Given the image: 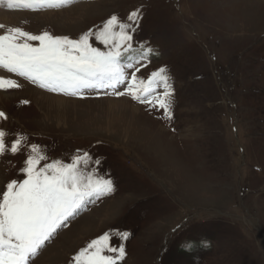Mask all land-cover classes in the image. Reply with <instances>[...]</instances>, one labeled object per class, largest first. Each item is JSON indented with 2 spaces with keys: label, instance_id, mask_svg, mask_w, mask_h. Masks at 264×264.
I'll return each mask as SVG.
<instances>
[{
  "label": "rangeland",
  "instance_id": "1",
  "mask_svg": "<svg viewBox=\"0 0 264 264\" xmlns=\"http://www.w3.org/2000/svg\"><path fill=\"white\" fill-rule=\"evenodd\" d=\"M137 9L133 46L158 53L137 75L167 69L171 120L129 96H65L0 69L21 85L0 90L8 116L0 127L9 141L27 137L20 152L0 157V193L26 178L32 143L47 162L71 163L77 150L87 151L100 161L89 167L116 188L59 230L32 264H73L81 248L113 229L130 233L121 264H264V0H80L39 11L0 5L24 15L0 23L76 39ZM33 92L77 102L52 107Z\"/></svg>",
  "mask_w": 264,
  "mask_h": 264
},
{
  "label": "snow or ice",
  "instance_id": "2",
  "mask_svg": "<svg viewBox=\"0 0 264 264\" xmlns=\"http://www.w3.org/2000/svg\"><path fill=\"white\" fill-rule=\"evenodd\" d=\"M79 2L0 0V5L39 11L59 10ZM140 19L139 9L132 11L126 20L112 14L95 31L89 29L76 39L50 31L33 34L0 23V69L65 96L85 98L89 92L129 96L140 104L162 109L164 118L171 120L174 90L167 69L161 67L147 79L137 75L149 56L158 55L146 44L133 46V34ZM93 40L104 45L103 50L94 46ZM20 87L16 79L0 75V90ZM7 119L0 111V120ZM7 137V130L0 127V157L8 152L16 154L27 144L22 133L11 141ZM28 147L21 169L26 178L11 180L0 193V264H32L58 231L67 227L89 203L116 191L110 177L89 167L100 161L87 151L77 150L71 163L47 162L40 145L32 143ZM129 235L117 229L105 232L81 248L73 257V264H121L127 256L124 241ZM113 237L121 243L112 244Z\"/></svg>",
  "mask_w": 264,
  "mask_h": 264
},
{
  "label": "bare ground",
  "instance_id": "3",
  "mask_svg": "<svg viewBox=\"0 0 264 264\" xmlns=\"http://www.w3.org/2000/svg\"><path fill=\"white\" fill-rule=\"evenodd\" d=\"M49 13H51V12H49ZM20 15L24 16L22 13H15V12L14 13H9V12H6V11H0V22H4V23L12 22L13 20H17L20 17ZM48 15H50V14H48ZM0 73H2L1 75H4L3 72H0ZM30 95L32 97L36 98L38 101H40L42 103L43 102H47L49 104H52V107H54L55 105L56 106H59V107H62L64 105L65 106H68L69 103H71V102H77V100L67 99L66 97L64 98L63 96L62 97L61 96H54V95H51L50 93L49 94H46V93H43V92H33ZM108 100L111 101V102H113V103L117 102V100H115V99H108ZM134 110H136V108ZM134 110L130 109L129 111H130V113H135L136 111H134ZM110 112L113 113V108L110 109ZM116 117L117 116H115V120H116Z\"/></svg>",
  "mask_w": 264,
  "mask_h": 264
}]
</instances>
